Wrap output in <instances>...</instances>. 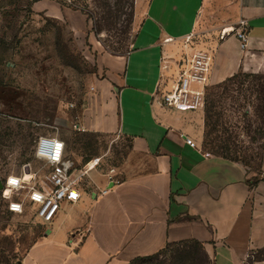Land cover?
Here are the masks:
<instances>
[{
    "label": "crops",
    "instance_id": "crops-1",
    "mask_svg": "<svg viewBox=\"0 0 264 264\" xmlns=\"http://www.w3.org/2000/svg\"><path fill=\"white\" fill-rule=\"evenodd\" d=\"M61 6L34 7L84 20ZM242 18L245 48L226 34ZM200 49L212 53L209 86L248 67L264 51V0H148L129 50L99 52L78 124L127 140L126 153L109 168L88 169L90 187L61 204L18 264H129L184 239L202 242L212 264H244L264 247V167L253 182L242 164L205 153L190 124L201 109L167 108L155 97L163 76L183 68L184 53Z\"/></svg>",
    "mask_w": 264,
    "mask_h": 264
},
{
    "label": "rangeland",
    "instance_id": "rangeland-1",
    "mask_svg": "<svg viewBox=\"0 0 264 264\" xmlns=\"http://www.w3.org/2000/svg\"><path fill=\"white\" fill-rule=\"evenodd\" d=\"M37 1L0 0V264L20 263L47 228L34 204L24 201L22 211H10L11 201L26 198L27 187L6 184L9 176L21 177L28 163L37 182L49 171L34 157L40 135H59L65 157L79 169L93 159L109 168L126 153L127 140L78 131L74 124L88 100L99 52L129 50L148 2L54 0L79 10L83 20L36 11ZM234 74L209 86L200 122L192 117L190 124L202 151L237 161L256 182L264 167V51ZM129 264H212V259L193 239H184ZM244 264H264V247L252 250Z\"/></svg>",
    "mask_w": 264,
    "mask_h": 264
},
{
    "label": "built area",
    "instance_id": "built-area-1",
    "mask_svg": "<svg viewBox=\"0 0 264 264\" xmlns=\"http://www.w3.org/2000/svg\"><path fill=\"white\" fill-rule=\"evenodd\" d=\"M70 3L71 0H66ZM249 25L244 18L240 19L236 27H232L228 33H234L240 40L241 48L247 47ZM224 36V35H223ZM192 35L185 39V45H189ZM212 53L208 49L196 50L193 53H184L181 59L183 68L175 75L163 76L161 85L156 89L155 97L158 102L167 108L194 111L204 108L206 91L209 87V74L212 66ZM75 130L84 131V127L74 124ZM185 141L191 147L196 148V142L185 134ZM65 142L57 134L40 135L36 141L34 157L43 161L48 166L46 172L37 182V172L32 171L31 164H25L33 175L30 182H25L16 175L9 176L6 184L12 188H26L27 196L24 200L11 201L9 209L20 212L24 201L34 204L35 215L44 223L53 221L63 202L75 203L81 196V192L90 187L88 169L86 165L79 169L75 162L65 157ZM96 160L93 167L99 164ZM24 172L25 169H24ZM16 176V177H15ZM14 181V183H13Z\"/></svg>",
    "mask_w": 264,
    "mask_h": 264
},
{
    "label": "bare ground",
    "instance_id": "bare-ground-1",
    "mask_svg": "<svg viewBox=\"0 0 264 264\" xmlns=\"http://www.w3.org/2000/svg\"><path fill=\"white\" fill-rule=\"evenodd\" d=\"M96 160L97 159H93L92 161L88 162L86 168L87 169L92 168L95 165ZM21 179H23L25 182H30L32 180L31 172H23L22 175H21V177H20V180Z\"/></svg>",
    "mask_w": 264,
    "mask_h": 264
},
{
    "label": "trees",
    "instance_id": "trees-1",
    "mask_svg": "<svg viewBox=\"0 0 264 264\" xmlns=\"http://www.w3.org/2000/svg\"><path fill=\"white\" fill-rule=\"evenodd\" d=\"M236 75H238V74H234L232 77H235ZM208 90H209V87L207 88V91H206V97H205V105H206V101H207V94H208ZM217 156H219V155H217ZM224 158H226V157H224ZM228 159V158H227ZM231 160V159H230ZM233 161H235V160H233ZM237 162V161H236ZM195 242H196V245H198L199 247H202L203 249H204V245H203V243L202 242H200V241H197V240H194ZM169 243V242H168ZM168 243L166 244V245H168ZM181 243V242H180ZM180 243H176V244H180ZM162 250V249H161ZM160 250V251H161ZM205 250V249H204ZM159 251V252H160ZM159 252H157L156 254H158ZM155 255V254H154ZM154 255H152V256H154ZM152 256H149V257H152ZM149 257H144V258H137V259H135V260H133V261H131L130 263H132V262H134V261H137V260H141V259H145V258H149Z\"/></svg>",
    "mask_w": 264,
    "mask_h": 264
},
{
    "label": "water",
    "instance_id": "water-1",
    "mask_svg": "<svg viewBox=\"0 0 264 264\" xmlns=\"http://www.w3.org/2000/svg\"><path fill=\"white\" fill-rule=\"evenodd\" d=\"M24 169H25L26 172H28L29 171L28 165H26ZM112 184H113V182L110 183V186H112ZM0 188H1V184H0Z\"/></svg>",
    "mask_w": 264,
    "mask_h": 264
},
{
    "label": "snow or ice",
    "instance_id": "snow-or-ice-1",
    "mask_svg": "<svg viewBox=\"0 0 264 264\" xmlns=\"http://www.w3.org/2000/svg\"><path fill=\"white\" fill-rule=\"evenodd\" d=\"M13 183H14V181H13Z\"/></svg>",
    "mask_w": 264,
    "mask_h": 264
}]
</instances>
